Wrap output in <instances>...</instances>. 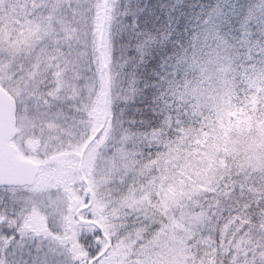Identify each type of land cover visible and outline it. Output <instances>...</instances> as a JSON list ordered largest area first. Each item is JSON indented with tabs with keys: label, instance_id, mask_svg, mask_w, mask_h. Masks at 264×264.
Here are the masks:
<instances>
[{
	"label": "rangeland",
	"instance_id": "1",
	"mask_svg": "<svg viewBox=\"0 0 264 264\" xmlns=\"http://www.w3.org/2000/svg\"><path fill=\"white\" fill-rule=\"evenodd\" d=\"M148 1L113 0L111 4V0L109 27L117 30L125 11L134 30ZM102 6L103 0H0V88L15 103L12 145L19 157L46 165L34 186L0 188V227L9 220L10 224L21 223L27 231V237L10 248L4 264H75L71 250L46 236L58 227L66 226L70 231V201L75 197L81 206L86 204L84 186L74 170H53L48 160L80 154L101 127L104 106L111 131L106 144L98 148L102 130L84 156L83 171L84 176L90 173L86 181L92 205L83 218L98 224L107 238L126 232L130 220L144 215L145 208L159 221L149 231L136 223L98 264H203L195 246L201 248L200 257L209 264L214 251L208 226L194 201V187L213 190L211 180L204 175L211 169L224 168L230 157L221 158L218 145L224 146V142L220 130L187 124L204 113L198 97L206 93L205 67L213 68L201 63L203 55L194 51L188 55L185 50L178 52L176 45L169 46L179 30L177 20H170L159 33V44L166 53L149 74L139 69L140 53L126 72L114 66L111 51L106 55L105 99L98 58ZM185 25V38L188 31L197 36L206 31L202 28H208L201 16ZM141 46L139 41L137 52ZM124 80L125 88L121 85ZM147 96L150 111L158 119L155 134L163 157L155 164V171L141 167L139 147L144 138L128 117ZM200 120L208 121L204 117ZM210 134L212 145L207 142ZM179 150L187 161L176 163L175 171L171 167L169 172L165 157ZM242 165L243 175L247 170ZM142 176L150 179L139 185ZM248 181L242 177L239 189L246 188L249 195L257 196ZM1 241L3 244L4 238L0 237V250Z\"/></svg>",
	"mask_w": 264,
	"mask_h": 264
},
{
	"label": "trees",
	"instance_id": "2",
	"mask_svg": "<svg viewBox=\"0 0 264 264\" xmlns=\"http://www.w3.org/2000/svg\"><path fill=\"white\" fill-rule=\"evenodd\" d=\"M179 16L182 17L179 19ZM197 16L207 21L208 28H202L206 31L197 36L188 31L185 38V24ZM110 17L107 12L101 48L98 47L99 64L107 63L106 55L111 51L114 66L126 72L133 57L136 58L137 53H140L139 69L145 75L149 74L166 53L159 44V33L167 22L177 20L179 30L173 35L169 46L176 45L178 52L185 50L188 55L193 51L203 55L201 63L205 62L208 68H213L207 70L205 67L203 79L206 93L198 97L204 113L194 116L191 125L187 124L193 128L220 130L224 142V146L218 145L221 158L230 157L224 168L211 169L204 175V179L211 180L210 187L213 190L204 191L194 187V201L200 217L208 226L214 251L209 264H264V0H150L136 19L134 30L128 12L124 11L123 16H120L122 19L117 30L109 27ZM215 24H218L217 29H212ZM182 38L189 44L186 45ZM139 41L142 46L137 52ZM101 73L105 94L104 79L107 76L102 69ZM123 84L125 88L127 81L124 80ZM149 103L150 97L147 96L127 116L137 125L138 133L144 138L139 147L143 160L141 167L147 166L150 171H155V164L163 157L155 134L158 119L150 111ZM201 117L208 121L201 122ZM207 142L212 145L213 134L208 136ZM52 158L48 160L54 166L51 169L65 168L77 172L79 154H71L64 159ZM165 159L169 172L171 167L174 172L177 164L187 161L180 150L173 151ZM241 164L247 170L243 175L240 172ZM43 166L46 165L41 163V172ZM167 166L163 172H166ZM242 177L255 187L257 196L249 195L246 188H243L245 191L239 189ZM149 179L142 176L139 185ZM144 211V215L138 219L133 217L130 220L126 232L120 231L115 237L108 238L111 249L122 240V235L133 230L136 223L138 228L143 226L146 231L155 228L159 221L157 216L147 208ZM148 211L153 215H149ZM7 221L0 227V237L4 238L3 244L1 241L0 264L6 263L11 246L27 237V231L21 223L10 224ZM65 227L49 230L46 239L71 250L73 254L82 253L86 261L95 259L102 252L101 244L95 241V238H100L95 228L78 226L74 216L70 231ZM89 229L94 232L86 233ZM194 251L201 263L207 264L200 257L201 248L195 246Z\"/></svg>",
	"mask_w": 264,
	"mask_h": 264
},
{
	"label": "water",
	"instance_id": "3",
	"mask_svg": "<svg viewBox=\"0 0 264 264\" xmlns=\"http://www.w3.org/2000/svg\"><path fill=\"white\" fill-rule=\"evenodd\" d=\"M110 0H103V20L102 28L105 24V16ZM102 41V35L100 37V44ZM104 71V66L102 65ZM106 85V83H105ZM105 128L103 137L99 143L102 147L106 142L107 134L111 130V122L107 119L106 112L104 110L102 117V128ZM15 135V120H14V101L13 99L2 89H0V187H25L33 186L36 177L39 173L37 164L34 162L22 159L17 156L15 148L11 145V140ZM83 153L79 159V171L82 170ZM84 181V178H81ZM86 193H89V189H86ZM91 203L76 210L78 201L76 198L71 200L70 212L75 213L77 224L80 226L95 225L94 222L80 218L81 211L86 210ZM109 248L107 244L106 249ZM83 256L77 254L75 261L81 263ZM87 264H93L88 262Z\"/></svg>",
	"mask_w": 264,
	"mask_h": 264
},
{
	"label": "flooded vegetation",
	"instance_id": "4",
	"mask_svg": "<svg viewBox=\"0 0 264 264\" xmlns=\"http://www.w3.org/2000/svg\"><path fill=\"white\" fill-rule=\"evenodd\" d=\"M94 134H95V133H94ZM94 134L92 135V137L94 136ZM98 135H99V134H97V136L95 137V139H94L93 141L96 140V138L98 137ZM92 137H91V138H92ZM91 138H90V139H91ZM90 139L88 140V142L90 141ZM88 142H87V143H88ZM86 176L89 177V176H90V173H89V174H86ZM86 200H87V203H88L89 200H90V197H89V196H86Z\"/></svg>",
	"mask_w": 264,
	"mask_h": 264
},
{
	"label": "bare ground",
	"instance_id": "5",
	"mask_svg": "<svg viewBox=\"0 0 264 264\" xmlns=\"http://www.w3.org/2000/svg\"><path fill=\"white\" fill-rule=\"evenodd\" d=\"M92 139H95V138L92 137Z\"/></svg>",
	"mask_w": 264,
	"mask_h": 264
}]
</instances>
